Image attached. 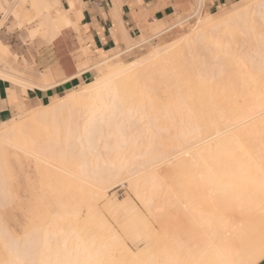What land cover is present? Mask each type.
I'll return each mask as SVG.
<instances>
[{"label": "bare ground", "instance_id": "obj_1", "mask_svg": "<svg viewBox=\"0 0 264 264\" xmlns=\"http://www.w3.org/2000/svg\"><path fill=\"white\" fill-rule=\"evenodd\" d=\"M68 1L73 9L74 0ZM58 3L59 0H13L11 2L1 0L2 23L9 15L14 17L15 25L19 27L38 20V30H29L28 37L33 38L39 34V29H44L46 37L52 39L58 35L61 29L75 27L67 15H62L57 21H52L49 18L50 9ZM249 3L242 11L233 9L224 17L221 16L222 18L203 19L204 21L199 19L200 24H197L196 29L194 27V30L185 33L177 41L164 44L163 48L151 49L135 61L123 64L120 62L108 63L112 58L101 59L95 64V67L101 66L96 77L85 84V88L82 87V90L77 93H65L62 98L56 97L47 105L33 108L32 111L29 110L30 113L19 110L20 116L23 117L26 113L27 119L18 121L14 118V121L1 124L0 159L4 163H9L8 149H22L26 154L32 155L36 164L45 170V173L47 172L46 186L49 187L54 183L56 185L53 186L59 187L60 184L62 186L60 188H63L64 192L66 191V197L69 199H67L66 205L63 198L59 197L63 201L60 204L61 200L57 197L58 195L64 197L63 191L62 195L59 194L61 189L58 187L52 188L51 186L48 191L45 188V194L50 193L54 198H51L54 200L53 205H49L47 202L49 218L47 217V221L41 217L32 221L31 227L27 231L24 230L23 237L16 238L15 235H12L13 231L11 230L10 236L13 239H10L9 233H6L8 231H5L6 226L0 225V245L4 246L3 248L1 246V250L5 248L4 254L3 251L0 254V264H166L171 261L168 251L171 253V263L184 260V262L189 261V264H206V262L207 264H241V262H237L236 254H234L237 253L235 252L237 251V241L229 237L230 228L242 225V222L246 221V225L241 226L240 238L242 235L246 237L247 233L252 235L255 232L258 238L262 237L261 239L264 240V0H250ZM199 11L200 8L195 15ZM195 15L188 16L186 20L195 17ZM238 26H241L239 31ZM236 30L240 37L235 34L233 37L226 35L232 31L236 33ZM213 31L218 32L219 35L225 33L226 36L223 35L225 38L220 36L223 37L221 41H219L220 39L212 40L210 35ZM235 36L241 40L238 41ZM174 59L180 60L182 63L175 65ZM226 62H229L230 67L227 72ZM16 72L15 75L2 74V72L0 75L16 85L18 84V87L21 85V88L22 86L26 88L36 86L26 82L22 76L24 72L33 74L32 69L20 70L18 68ZM223 77H227L228 82L223 80ZM186 86H189L191 91L183 97V92L187 91ZM243 86L247 90L244 89L246 91L242 92L248 94V96L242 97L246 102L244 107L227 105V102H223L229 101V98L230 101L235 99L234 97L237 96L234 94L238 95L241 92L240 89L243 90ZM203 88L208 94L205 100L210 105L209 109L216 108L217 105L214 102L217 104L223 102L227 105L224 106L225 108L222 106L226 110V112L224 110V114L215 113V109L208 110L206 113H202L198 109L200 98L189 96L192 91L198 93ZM222 88L225 93L230 88L228 92L231 93V96L227 97L228 92L226 95L223 93L225 96L223 94L220 96ZM158 90L166 96L164 100L168 99L171 102L167 111L164 108L156 110L159 103ZM221 100L222 102L219 103ZM58 116L63 117L62 121L61 119H59L60 121L55 120ZM171 116H175L176 120L180 121L175 120L176 124L171 123L170 126L183 123V128L180 126L183 134L178 138L175 135L176 138H174L176 130H173L174 133L171 135L173 139L170 137V139L161 140L162 144L158 143L159 141L156 143L161 147V152H157L158 155L156 152V154L152 151L147 152L144 147L143 153L144 151L145 153L134 154L139 158L136 159L137 157L133 156L135 160L131 162L130 153H134L136 146L132 145L134 149H132L133 147L130 149L133 152H129L128 145L133 141L128 144V138L136 134L139 139L144 140L143 134L154 131V129H149L148 121L154 119V123L151 122L154 125L157 124L155 119L163 120L171 118ZM201 116L203 118L205 116L207 119L205 121L199 119ZM64 117L67 118L66 121H64ZM192 118L196 120L194 121ZM52 120V124L55 121L58 122L57 124L55 122L56 125H60L59 123L64 121L65 133L69 136H66V139L72 137V146H75L74 148L77 150L76 152L74 149L76 155L70 152L71 143L67 141L62 146L57 143H49L52 138L56 137H53L52 134L49 136V133L47 134L44 130L49 128L52 132L56 127H54L55 124L52 127L49 122ZM143 120L149 126L140 129V131L134 130L140 123V125L145 124ZM160 121L157 125L161 126L156 128V132L160 131L159 127L165 128L164 126L167 125L165 121ZM188 124L191 128L186 127ZM42 132H45L43 134L48 137L41 135ZM156 132L154 133L156 134ZM109 134L111 135L110 139L115 136L114 143H111L112 139L105 137ZM152 137L156 138L153 133ZM99 138L100 144L104 143L105 138L111 143L97 145L102 148H100L101 150L107 148L112 151L116 147L114 152L118 153L115 154V159L112 160L108 172L92 181L89 180L92 177L89 175L90 173L87 174L89 177L84 178L81 171L86 169L85 157L87 159L92 153L89 152L96 150L95 147L93 148V144ZM146 138L147 136L144 140L145 143ZM150 145L148 144V146ZM139 148L143 149L141 146ZM111 151L109 153L113 152ZM91 156L92 154L89 157ZM93 157L94 155L91 158ZM110 159L107 160L108 163ZM127 159L132 164L128 165L130 162ZM94 163L91 165L95 166ZM164 164L165 167L169 164L166 170L161 168ZM133 165L139 169L137 174L132 173L134 172V169H131ZM173 169H178V171L174 172V170L172 173ZM186 169L188 171L190 169L192 172H189L192 174L187 173ZM130 171L132 172L130 173ZM183 172L190 175L188 176L186 173L184 175ZM58 173H64L66 177H62V175L58 177ZM174 174L178 175V178ZM165 176L168 177V182ZM174 176L176 181H174ZM171 177L174 178V180L172 178L173 181ZM119 178L123 180L129 178L127 182L129 181L130 184H128L134 188L137 197L145 207L150 205V208L146 209L152 210L148 212L152 213L151 215L154 214V217L157 216L155 208L160 207L155 201L156 198L160 202L159 197L167 196L162 200L164 203L160 202L163 205H159L163 208L167 204L174 210L176 207L177 210L170 211L173 214L177 211L176 216H180L178 207H181L182 204L187 205L186 219L189 222V231L195 235V242L191 245L186 244L178 233H170L172 230L169 227L160 235V238L159 234L156 236L155 232L151 236L154 230L151 228L150 231L146 230L150 226L146 221H142L146 224L143 223L144 227L140 225L139 229L134 224L131 227L130 224H127L130 227L128 235L130 234V238L137 239V242L143 236L147 237L146 242L143 238V242L139 243L144 244V247L148 244L147 247L150 248L146 247L145 250L143 247L142 249L150 254L145 253L147 256L145 257L144 253H141L142 259H140L139 255L141 254H137L139 258L134 253L128 252L130 250L126 251L124 245L122 246L119 242L120 240L115 238L118 236L111 233L113 231L111 228L109 230L108 224H105L107 222L104 223V219L100 215L101 212H97L96 209L98 200L105 197L107 184H111L115 180L117 182L122 180ZM170 181L172 183H169ZM174 182H177L176 185ZM142 187L143 190L140 192ZM163 188L166 190L164 191ZM162 190L166 195H161L163 194ZM77 191L82 192L81 195L78 193L79 197L74 194ZM71 197L76 199L73 201L70 199ZM79 198L80 200L76 201ZM166 200H169L170 203ZM80 201L82 204L78 205L81 203ZM75 204L79 206H76V209L79 208L78 210H82L80 206L84 204L87 212H85L87 215L84 218L80 215L81 212L79 213L75 209ZM152 204L153 208L151 209ZM116 207L115 209L108 207L113 217L115 214V217L117 216V213H113L112 210H116ZM165 207L167 208V206ZM165 207L163 208L165 211L169 209ZM118 212L119 216L120 211ZM168 212L166 213L168 214ZM158 215L161 217L166 214L163 212V215ZM163 219L165 220L164 217ZM232 220L240 222L236 224ZM164 225L167 226L165 223ZM146 226L147 228H145ZM166 233L169 236L165 235ZM8 236L9 238H6ZM133 238L131 239L133 240ZM125 240L127 241V239ZM135 240L132 244L136 242ZM262 240L259 241L262 243ZM256 243L261 245L258 241ZM241 245L244 246V244ZM191 247L196 248V252L190 253L188 248ZM253 250L251 256L254 255ZM245 259L247 258L245 257ZM251 262L250 260L247 264H251Z\"/></svg>", "mask_w": 264, "mask_h": 264}, {"label": "rangeland", "instance_id": "obj_2", "mask_svg": "<svg viewBox=\"0 0 264 264\" xmlns=\"http://www.w3.org/2000/svg\"><path fill=\"white\" fill-rule=\"evenodd\" d=\"M249 1L250 0H244V1H242V2H240V3H238V4H236V5H234V6H232V7H229V8H227V9H223V10H220L218 13H216V14H201L200 13V11H199V13L197 14V15H195L196 14V12L199 10V8H200V3H199V0H196V3H195V5L193 6V8H192V10L190 11V13L187 15V17L188 16H191V15H195V17H193V18H189L188 20H187V22H186V29H185V32L183 33V34H181V35H178L177 37H175L174 39H172L169 43H171V42H173V41H177V40H179L185 33H188L189 31H192V30H194V27H195V29L197 28V24H200L199 23V21L201 20V21H204L203 19H205V20H209V19H212V18H218V17H224L227 13H229V12H231V11H233V9L234 10H239V12L240 11H242V9H244V7L245 6H248L250 3H249ZM11 2V1H10ZM246 3V4H245ZM250 7V6H249ZM241 9V10H240ZM209 15V16H208ZM212 15V17L210 18V16ZM209 17V18H208ZM221 17V18H222ZM216 18V19H217ZM200 19V20H199ZM199 20V21H198ZM39 23V21L38 20H36L35 22H33V23H31L30 25H25V26H23V27H19V26H17V25H15V23L13 22V19L11 18V17H9L8 19H7V21H5V23L1 26V28H0V50H1V52H0V73L2 72V74H5V73H7V74H16L17 72H16V70L14 69V67L13 66H11V65H14L15 66V68H19V69H22V68H29L30 66H29V63H28V61H26V57H25V53H24V50L27 48L28 50H27V52H26V54L28 55V57H32V53L34 52V51H36L38 48H40L41 47V45H44V43H48L47 42V40H46V37L43 35V34H38L36 37H34V38H29L28 37V32H29V30H31V29H33V28H35L36 26H37V24ZM240 27L241 26H238V31H239V29H240ZM236 29V28H235ZM238 31L236 30V33H235V31H234V33H233V31L231 32V33H226V35L229 37L230 35H231V37H233V35L235 34V35H239L238 34ZM214 33V34H213ZM216 33H218V32H216ZM216 33H215V31H213L212 33H211V35H210V38L212 39V40H219V41H221V40H223V37L224 36H226V35H219V33L217 34L218 35V37H217V35H216ZM240 33V32H239ZM229 34V35H228ZM158 34H154V35H152V38L153 37H155V36H157ZM215 35V36H214ZM16 36V37H15ZM220 36H223V37H220ZM215 37H216V39H215ZM228 37H226V38H228ZM236 37V36H235ZM238 37H240V36H238ZM238 37H236V39L238 38ZM214 38V39H213ZM225 38V37H224ZM235 39V38H234ZM234 39H233V41H234ZM235 39V41H237ZM239 40H241V38L239 39L238 38V41ZM164 44H168V43H163L162 41H160V40H154V41H152V40H148L146 43H145V46H146V48L142 51V52H139V53H132V54H125V55H121V56H119V58H115V59H111L110 61H108V63H110V62H114V63H118V62H120V63H123V64H126V63H128V62H131V61H135V60H137L138 58H140V57H142V56H144L145 54H147L151 49H153V48H155V47H160V48H163L164 47ZM6 47H4V46ZM5 49H6V51H5ZM68 49H69V53H70V57H72V59H73V61L75 62V64H76V69L77 70H79L80 68H83V67H86L87 66V64L85 65V66H83V63L85 62V60H86V56H87V53H86V51L84 50V49H82V48H80V47H77V48H75L74 46H69L68 47ZM7 50L10 52V54H8V52H7ZM5 52H6V54H5ZM3 53V54H2ZM3 56H2V55ZM237 54H239V53H237ZM9 56V57H8ZM199 56V55H198ZM197 58V57H196ZM106 59H110V58H106ZM174 61V63H175V65H178V64H180V63H182L180 60H176V59H174L173 60ZM227 61V60H226ZM229 62H226V64L228 65V68H226V72L227 71H229L230 70V67H229V64H228ZM88 67V66H87ZM101 68V66H99V67H94L93 69H92V77L88 80V81H86V83H83V84H81L80 86H78L77 88H75V89H72V90H70V91H68V92H66L67 94L68 93H70V92H75V93H77V91H80V90H82L83 88H85L84 86H85V84H87V83H89L91 80H93L96 76V74H97V71L99 70ZM185 72V71H184ZM230 73V72H229ZM26 75H28L27 73H23L22 74V76L23 77H25ZM0 78L1 79H3L4 81H8V82H11V81H9L8 79H5L4 77H2L1 75H0ZM223 80H225V81H227L228 82V80H227V77H223ZM13 83V82H12ZM240 86V85H239ZM83 87V88H82ZM230 87V86H229ZM243 90H241L240 89V91L241 92H239V94L238 95H236V94H234L235 96H237V97H234L235 99H233L232 101H230V98H229V101L227 100V101H223V102H227V105H234V106H237V107H244L245 106V104H246V102L244 101V99L245 98H242V97H246V95L248 96V94L246 93V92H242V91H246L247 89L243 86V88H242ZM244 89H246V90H244ZM186 92H183V94H182V96L183 97H185L186 95H188L189 93H190V91H191V89L189 88V86H186ZM228 91H230V88L229 89H227L226 90V93L224 92V88H222V91H221V94H220V92L218 91V95L220 94V96L224 93L225 95L227 94V92ZM158 92V96H159V103L157 104V108H156V110H160L161 108H164L165 110L166 109H169L170 108V103L171 102H169L170 100H164V97H166L163 93H162V91H160V90H158L157 91ZM223 94V95H224ZM231 93L230 92H228V94H227V97H230L231 95H230ZM64 95V94H63ZM63 95H60L59 97L60 98H62L63 97ZM224 95V96H225ZM189 97H196V98H200L199 99V103L200 104H198V105H200V107L198 106V109L202 112V113H206L208 110H213V109H215L214 111H215V113L216 112H219V113H223L224 114V106H227L226 105V103H223L222 102V100L221 101H219V103L220 102H222V103H220V104H217L216 102H214L215 103V105H217L218 106V108H217V106H216V108H212V109H209V104H208V101L207 100H205L207 97H208V94H207V92H206V89H200V91L197 93V92H195V91H192V94H190V96ZM233 98V97H232ZM12 102L14 103V100L12 99ZM229 103V104H228ZM222 108H220V107ZM224 108H223V107ZM169 107V108H168ZM33 109V108H32ZM32 109H29V110H31L32 111ZM19 110H21V112H22V108H17V112L19 111ZM29 110H27V112L26 111H24V112H26V113H30L31 111H29ZM167 111V110H166ZM169 111V110H168ZM225 112H226V110H225ZM20 111L16 114V116L14 117L15 118V120L17 119L18 121L19 120H25V119H27L26 117H27V115H26V113L24 114L25 116H23L22 117V115L20 116ZM14 118L13 119H11V120H9V121H6V123L7 122H10V121H14ZM20 118V119H19ZM205 118V119H204ZM204 118L201 116L199 119H201V120H206L207 118L204 116ZM59 119H61V121H62V119H63V117L61 118V117H59L58 116V118H55V120H59ZM64 121H66L67 120V118L66 117H64ZM165 119V120H164ZM163 120L166 122V126H164L165 128H163V127H159L160 128V131L159 132H156V128H158V126H161L160 124L159 125H157L158 123H159V121L161 120V121H163L161 118L159 119V118H157V119H155V121L157 122V124L155 123L154 125L152 124V123H154L153 121H154V119H152V120H150V121H148V123H149V125H150V128L149 129H154V131H152V132H148V134H143V139L145 140V137L147 136V138L148 137H150L149 138V140H147V138H146V143L144 142V140H142V138H138V136L136 135V134H133V137L132 136H130L128 139H129V141H128V144L130 143V141H133L130 145H128V149H130V148H132L133 146L135 147V149H134V147L132 148V149H134V153H130L131 154V157L133 158H129L130 160H131V162L133 161V160H135V157H137L136 159H138L139 157L138 156H135L136 154H139L140 155V153H142V154H144L145 153V151H144V153H143V150H144V147H145V149L147 150V152H149V151H152V152H158V151H160L161 150V147H159L160 146V144L159 145H157L156 143L158 142V143H163V141H161V140H166L167 138L168 139H170V137H172L171 139H173V136H171V135H173V133H174V131H175V133H174V138H178V136L180 137L183 133H182V128H183V123L181 124V125H179V124H177V125H172V126H170V124L172 123H175L174 121L176 120V117L175 116H171V118L169 117L168 119H166V118H164ZM146 120V119H145ZM145 120H143V122H145V124L143 123V125H140L139 124V126H137V127H135L134 128V130H136V131H140V129H143V128H145V127H147V126H149V125H147V123H146V121ZM178 120V119H177ZM176 120V121H177ZM192 120H196L195 118H192ZM60 121V120H59ZM64 121L62 122V123H59L60 125H56L58 122L57 121H55L56 122V124H55V122L52 124V122H53V120L52 121H49L51 124H52V127H53V125H54V129L52 130V132H50V130H49V128L47 129V130H44L49 136H50V134H52L53 135V137L55 136L56 138H52V141L51 142H49V143H51V144H55V143H57V144H60L61 146L62 145H64V144H66L67 142L68 143H71V147L69 148V150H70V152H72V153H75L74 151L76 150V148H74L75 146H72V144H73V139H72V137H70V138H68V139H66V136H67V133H65V124H64ZM160 121V122H161ZM163 121V122H164ZM178 121H180V120H178ZM177 121V122H178ZM49 122H48V124H49ZM152 122V123H151ZM2 123H5V122H2ZM2 123H0V128H2V126H1V124ZM168 123H169V125H168ZM180 123V122H179ZM47 124V125H48ZM176 124V123H175ZM190 124H188V126H186V127H190L189 126ZM49 126V125H48ZM163 126V125H162ZM173 126H175V127H173ZM182 128H181V127ZM168 127V128H167ZM170 127H172V128H170ZM147 128V129H148ZM167 128V129H166ZM180 128H181V130H180ZM191 128V127H190ZM159 130V129H158ZM171 130H172V134H171ZM174 130V131H173ZM179 130V132H180V134H179V132H177ZM48 131V132H47ZM45 132H42L41 133V135L43 134V133H45ZM154 132H156V134L154 133ZM150 133V134H149ZM152 133H153V136L154 137H156V138H153L152 137ZM155 134V135H154ZM159 136H158V135ZM179 134V135H178ZM41 135H40V137H41ZM150 135V136H149ZM175 135H176V137H175ZM43 136L44 137H46L45 136V134H43ZM109 136H111L110 134L108 135V136H105V137H107L108 139H110V137ZM113 136V135H112ZM145 136V137H144ZM48 137V136H47ZM67 137H69V136H67ZM119 137V136H118ZM158 137V138H157ZM113 138H115V136H113ZM112 137H111V139L113 140L111 143H114L115 142V140L113 139ZM121 138H122V136H121ZM131 138H133L132 140H131ZM138 138V139H137ZM110 139V140H111ZM155 139H157V140H155ZM159 139V140H158ZM104 140V139H103ZM107 139L105 138V141H106ZM109 140V141H110ZM138 140V141H137ZM142 140V141H141ZM67 141V142H66ZM104 141V143L103 144H106L107 143V145H109V144H111V143H109L108 141H106L105 142ZM161 141V142H160ZM101 143V140H100V138L98 139V141L97 142H95V144H93V148L95 147V149L96 150H94V152L91 150L89 153H91L92 154V156L94 155V157L93 158H91V157H89L88 155V157H87V159H86V157H85V163H86V165H87V167H86V169H82V173H83V177L84 178H87V177H89V175H91L92 177H91V179L89 178V180H92V181H94L95 179H97L99 176H101V175H105V173H107L108 172V168L109 167H111V164H112V160H114L115 158H114V156H115V154H117L118 152L116 151V153L114 152L115 150H116V147H114V144L112 145L115 149L113 150L112 149V153H109L110 151H109V149H107V152H106V149H104V150H101L102 148L100 147V146H102L103 144H100ZM103 142V141H102ZM137 142V143H136ZM139 142H142V143H139ZM149 142V143H148ZM99 143V144H98ZM136 143V144H135ZM139 143V144H138ZM150 143H152L151 145H150ZM161 143V144H162ZM135 144V145H134ZM138 144V145H137ZM148 144L150 145V146H152L153 145V147H150V146H148ZM97 145H100V146H97ZM133 145V146H132ZM146 145V146H145ZM106 146V145H105ZM104 146V147H105ZM139 146H141L143 149H141V148H139ZM162 146V145H161ZM138 147V148H137ZM101 148V149H100ZM112 148V147H111ZM75 149V150H74ZM9 150V153H8V159L10 160V162L9 163H4L3 162V160L2 159H0V191L2 190L4 193L2 194L1 192H0V223H2V224H0V225H2V227L5 225L6 227V229H5V231H8V232H6L9 236L12 234V235H15V237L16 238H20V237H23V235H25V231H27L30 227H31V224L30 223H32V221H36L38 218H43V219H45L46 221H47V217L49 218V205H53V196L49 193H46L45 194V192H44V189L45 188H47V191L49 190V187H51L52 186V188L53 187H58V186H53V185H56V184H52V185H49V187L48 186H46V181H47V179H46V177H47V172L45 173L44 171L45 170H42V168L39 166V165H37L36 163V161L34 160V157L32 156V155H28V154H26L22 149H8ZM69 150H68V152H69ZM136 150V151H135ZM139 150H141L142 152H140ZM109 151V152H108ZM129 152L131 151V152H133V150H128ZM76 152H77V150H76ZM95 152H96V154H95ZM128 152V153H129ZM138 152V153H137ZM161 152V151H160ZM160 152H158V153H160ZM71 153V154H72ZM155 153V154H156ZM158 153H157V155H158ZM135 154V155H134ZM74 155H76V153L74 154ZM99 156V157H98ZM108 156H110V157H108ZM112 156V157H111ZM133 156H135V157H133ZM109 158H111L110 159V162L108 163V161L107 160H109ZM128 160V159H127ZM92 161V162H91ZM95 163H94V162ZM129 161V160H128ZM97 162V163H96ZM125 162V161H124ZM130 162V161H129ZM128 163V165H130V164H132V163ZM95 164V166H92L91 164ZM5 164H6V166H5ZM8 165V166H7ZM126 165V164H125ZM4 167V168H3ZM95 167H97L96 169H93V168ZM169 167V164H168V166L167 167H165V164H164V166H161V168H164V170H166V168H168ZM6 168V169H5ZM134 172H132V171H130V173L132 172L133 174H137L139 171V169H136L135 168V166L133 165V167L131 168ZM87 170V171H86ZM109 170H111V169H109ZM160 170V169H159ZM162 170V169H161ZM171 170V169H170ZM175 170V171H174ZM92 171V172H91ZM94 171V172H93ZM173 171L174 172H177L178 171V169H173L172 170V173H173ZM188 170L186 169V172H187ZM189 171L190 172H192L190 169H189ZM187 172V173H190V172ZM44 172V173H43ZM165 172V171H164ZM163 172V173H164ZM186 172H183L184 173V175H186L187 173ZM61 173V172H60ZM60 173H58V177H60V175H62V177H66V175L64 174V173H62V174H60ZM90 173V174H89ZM97 173V174H96ZM161 173V175H162V172H160ZM166 173H167V171H166ZM172 173H171V175H172ZM186 173V174H185ZM65 176H64V175ZM87 174H89V175H87ZM96 174V175H95ZM133 174H131V175H133ZM176 174V173H175ZM174 174V175H175ZM178 174H180V173H178ZM190 174H192V173H190ZM190 174H187L188 176L190 175ZM163 175H165V173L163 174ZM168 175H170V174H168ZM167 175V176H168ZM177 178H178V175H175ZM174 176V177H175ZM169 177V176H168ZM168 177H166L165 176V178H166V180H167V182H168V180L169 179H167ZM176 177H175V180H174V178L173 177H171V180H172V178H173V180L174 181H176L177 179H176ZM170 178V177H169ZM119 179H122V178H119ZM118 179V180H119ZM129 178H127V180H128ZM127 180L125 179V180H120V181H118L117 182V180H115L114 182H112L111 184L109 183V184H107V186H106V193H105V197H103L101 200H98V202H97V206L98 207H96V209L98 210L97 212H101L100 213V215H101V217H103V221H104V223L105 222H107V223H105V224H108V228H109V230H110V228H111V230L113 231V232H111L112 234H114V236L115 235H117L118 237H116L115 236V238L118 240H120L119 242H121V245L123 246L124 245V248L126 249V251H128V250H130V251H128V252H130L131 254H133L134 253V255H136L137 257H139L140 259H142V254H143V256H145V253L146 254H150L148 251H146V252H144L143 251V247H144V244H140L139 242H143V238H144V236L142 237V239H139V242H137L133 237H131V238H133V240H135L136 242L135 243H133L132 244V242H133V240L130 238V234L128 235V232L130 233V227L132 226V224H134L136 227H137V229H139L140 228V225H142L143 227H144V225H143V223H142V221H146L148 224L147 225H149L148 227V229H146V230H151V229H153L154 231H153V234L151 233V236L152 235H154V232L156 233V236H158L157 234H159V238H160V235H162L164 232H165V230H166V228H170L172 231H170V233L172 232V234L173 233H178L180 236H181V238L184 240V242L186 243V244H188V245H191V244H193L195 241H194V234L193 233H191L190 231H189V222L187 221V219H186V216H187V214H188V212H187V205L185 206V204H182L181 205V207H178L179 209H180V216H176L175 215V213L177 214V211L173 214V213H171V212H173V211H175V210H177L176 209V207H175V210L173 209V208H171V210H170V208L168 207V205L166 204V205H164V207L165 206H167V208H169L168 210H166L165 211V209H163V208H161L162 206L161 205H163V204H161L160 202H162V200H163V198H165V197H167V196H165V197H159L160 198V202H159V199L158 198H156V202L158 203V206H160V207H158V208H155V207H157V203L156 204H154V205H156L154 208H155V211H157L156 212V214L155 215H157L156 217H154V214L153 215H151L149 212L150 211H152V210H147L148 209V207L150 208V205L148 206V207H145V205H143L142 204V202H141V200L137 197V195H136V193H135V191H134V188L132 187V186H130L129 184V181L127 182ZM172 180V181H173ZM129 183V184H128ZM169 183H172L171 181L169 182ZM176 183L177 182H174V184L176 185ZM6 185V186H5ZM58 185V184H57ZM109 185V186H108ZM3 186V187H2ZM60 184H59V187L58 188H60ZM62 187V186H61ZM65 188V187H64ZM4 189V190H3ZM61 190L59 191V194H62V191H63V193H64V197H62L61 195L59 196L58 195V199H60V198H63V201L64 202H66V205H67V199H69V198H67L66 197V191L64 192V190H62L63 188H60ZM164 189V188H163ZM141 190H143V187L139 190L140 192H141ZM166 189H164V191H165ZM163 191V190H162ZM164 191H163V194H161V195H166L165 193H164ZM78 193H79V195H81L82 194V192H79V191H77V192H75L74 194H76V196L77 197H79L78 196ZM48 194V195H47ZM63 195V194H62ZM47 196V197H46ZM48 196H49V198H48ZM74 197H76L75 195H73ZM46 197V198H45ZM60 197V198H59ZM66 197V198H65ZM76 197V198H77ZM48 198V200H46ZM51 198H53V199H51ZM75 198V199H76ZM70 199H72V197L70 198ZM75 199H72L73 201L75 200ZM158 199V200H157ZM166 199V198H165ZM52 200V201H51ZM61 200V199H60ZM66 200V201H65ZM80 200V198L79 199H77L76 201H79ZM62 200L60 201L61 203L60 204H62V202H63ZM82 201V200H81ZM80 201V202H81ZM49 203V205L47 206V204ZM52 202V203H51ZM80 202H77V203H80ZM166 202H169L170 203V201L169 200H166ZM70 203V202H69ZM118 203V204H117ZM162 203H164V202H162ZM45 204H46V206H45ZM82 204V202L80 203V204H78V205H81ZM85 204V203H84ZM83 204V205H84ZM115 204H117V205H115ZM159 204H161V205H159ZM71 205V204H70ZM73 205V204H72ZM78 205H76L75 204V209H76V206L77 207H79ZM80 206V208L82 209V210H78L79 208H77L76 210H78L79 211V213H80V215L81 216H83L82 218H84L87 214V212L85 211V208H84V206ZM85 205H87V204H85ZM107 205H109V206H107ZM69 206V205H68ZM107 206V207H106ZM115 206H117L116 207V210H114L115 209ZM118 206H120L119 208H118ZM152 207H151V209L153 208V204L151 205ZM47 207H48V209H47ZM70 207V206H69ZM87 207V206H86ZM108 207H111V208H114V209H112L113 210V213H117V216L115 217V215H114V217L112 216L113 214H111L112 212L111 211H109V208ZM72 208H74V207H72ZM72 208H71V210H72ZM147 208V209H146ZM166 208V207H165ZM166 208V209H167ZM107 209H108V211H107ZM120 209V210H119ZM158 209V210H157ZM88 210V209H87ZM111 210V209H110ZM132 210V211H131ZM115 211H117V212H115ZM118 211H120V214H119V216H118ZM130 211H131V214H130ZM149 211V212H148ZM155 211H153V212H155ZM169 211V212H168ZM171 211V212H170ZM86 212V213H85ZM111 212V213H110ZM163 212H165V214L166 215H164V216H161L160 217V215H158V214H161V215H163ZM166 212H168V214L166 213ZM85 214V215H84ZM99 215V214H98ZM99 215V216H100ZM131 215V216H130ZM45 217V218H44ZM118 217V218H117ZM130 217V218H129ZM163 217L165 218V220L163 219ZM128 218V219H127ZM158 218V219H157ZM101 219V218H100ZM128 221H127V220ZM127 223H126V222ZM45 222V221H44ZM162 222H164L167 226H165L164 225V223H162ZM232 222H236V224L237 223H239L238 221H234V220H232ZM16 223H17V225H16ZM244 225H246V221H244V222H242ZM20 224V225H19ZM125 224V225H124ZM127 224H130V227H128V225ZM144 224H146V223H144ZM242 224V225H243ZM241 224L239 225V226H232L231 228H230V230H231V232H230V234H229V237L232 239V240H234V241H237L236 242V245H237V251H235V252H237V253H234V254H236L235 256L237 257H235L236 259H237V262H241V264H247L253 257L252 256H256V254H257V251H258V253H259V251H260V249L262 250L263 248H264V244H263V241L264 240H262L261 238H258V236L256 235L257 233H252V235H250V234H244L246 237H244L243 235L241 236V238H240V235H241V229H242V226ZM141 226V227H142ZM242 226V227H241ZM139 227V228H138ZM128 228V229H127ZM145 228H147V226L145 227ZM151 228V229H150ZM239 228H240V230H239ZM126 229V230H125ZM11 230L13 231L12 233H11ZM25 230V231H24ZM148 231V232H149ZM144 232V231H143ZM24 233V234H23ZM142 233V232H141ZM125 234H127L126 236H125ZM150 234V233H149ZM6 235V234H5ZM165 235H168V233H166ZM9 236L8 237H6V238H9ZM149 237H150V235H148ZM169 236V235H168ZM168 236H167V238H168ZM199 236V235H198ZM253 236H255V237H253ZM140 237V238H141ZM146 237V236H145ZM162 237V236H161ZM165 237V236H164ZM200 237V236H199ZM248 237H252V238H248ZM147 238V237H146ZM146 238H144L145 239V242H146ZM151 238V237H150ZM166 238V237H165ZM240 238V239H239ZM246 238V239H245ZM10 239H13L12 238V236H10ZM125 239H127V241L125 240ZM130 239V240H129ZM162 239V238H161ZM164 239V238H163ZM238 239H239V241L242 239V240H245V241H240V245L241 244H244V246L243 245H239V241H238ZM250 239H251V241H250ZM254 239V240H253ZM14 240H16L15 238H14ZM149 240V239H148ZM166 240V239H165ZM255 240H256V242L258 241L261 245H263V246H261V245H259L258 243H256L255 242ZM259 240H262V243H261V241H259ZM19 241H20V239H19ZM130 241V242H129ZM151 241V240H150ZM253 241H254V243H253ZM144 242V243H145ZM244 242V243H243ZM252 242V243H251ZM130 243V244H129ZM147 243H149V242H147ZM138 244V245H137ZM247 244H248V246H247ZM252 244H254V245H252ZM257 244H258V246H259V248H258V246H257ZM147 246H148V244H146ZM145 245V246H146ZM240 247H239V246ZM1 246L2 245H0V254H1V252L4 254V249L3 250H1ZM146 246V247H147ZM243 246V247H242ZM251 246V247H250ZM4 246H2V248H3ZM135 248V251H134V248ZM146 247H144V249L146 248ZM245 247V248H244ZM248 248V250H247V248ZM255 247H257V248H255ZM263 247V248H262ZM147 248H150V247H147ZM240 248H241V250H240ZM254 250H253V249ZM128 249V250H127ZM141 251H140V250ZM246 249V250H245ZM253 250V254L254 255H252L251 256V252H252V250ZM138 250H139V252H138ZM146 250V249H145ZM148 250V249H147ZM150 250V249H149ZM167 250H168V247H167ZM188 250H189V252L190 253H194V252H196V248H193V247H191V248H188ZM198 250V249H197ZM249 250H251V251H249ZM257 250V251H256ZM152 251V250H151ZM150 251V252H151ZM256 251V252H255ZM250 252V253H249ZM136 253V254H135ZM141 254V255H137V254ZM168 253L170 254V256H171V253L168 251ZM242 253H245L244 255L242 254ZM168 254V255H169ZM181 254H184V252L182 253L181 252ZM238 255V256H237ZM170 256H168L169 257V259L172 261V259L170 258ZM243 256V257H242ZM145 257H147V256H145ZM240 257H241V259H240ZM245 257L247 258V259H245ZM249 258V259H248ZM161 259V258H160ZM160 259H158V260H160ZM168 259V260H169ZM183 259H185V258H183ZM242 260V261H241ZM162 261V260H161ZM171 261H169V263L167 262L166 264H170L171 263ZM175 262V261H174ZM174 262L173 263H171V264H174ZM186 262V263H185ZM184 262V260H182V262H175V264H189V261H185ZM158 263H159V261H158ZM206 264H207V262H206Z\"/></svg>", "mask_w": 264, "mask_h": 264}, {"label": "crops", "instance_id": "obj_3", "mask_svg": "<svg viewBox=\"0 0 264 264\" xmlns=\"http://www.w3.org/2000/svg\"><path fill=\"white\" fill-rule=\"evenodd\" d=\"M242 1L201 0L200 13L216 14ZM195 3L196 0H74L72 9L68 0H59L50 9L49 18L57 21L62 15H67L75 27L61 29L52 39L46 37L44 29H39V34H43L48 43L34 51L31 58L26 54L28 49L24 50L30 68L22 70L32 69L33 73L24 79L36 86L21 88V85L18 87V84L0 78V123L13 119L17 108L27 111L47 105L52 99L86 83L101 59L142 52L149 39L169 43L185 32L187 15ZM9 17L14 18L12 15ZM0 21L1 28L5 23H2L1 9ZM35 30H38V25L30 31ZM155 33L158 35L152 38ZM69 46L86 51L83 66L87 64L88 67L76 69L68 52ZM262 252L264 248L259 251L260 255L257 253L251 259V264H264Z\"/></svg>", "mask_w": 264, "mask_h": 264}]
</instances>
